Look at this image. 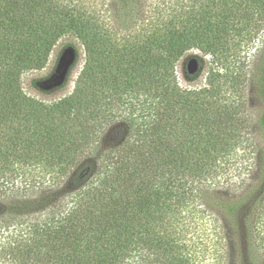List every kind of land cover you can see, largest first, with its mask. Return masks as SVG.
I'll use <instances>...</instances> for the list:
<instances>
[{"label":"trees","instance_id":"obj_1","mask_svg":"<svg viewBox=\"0 0 264 264\" xmlns=\"http://www.w3.org/2000/svg\"><path fill=\"white\" fill-rule=\"evenodd\" d=\"M100 1L0 0V264H185L181 230L159 223L199 198L223 216L212 246L264 264V46L246 70L264 0ZM65 36L85 62L73 91L46 103L23 76ZM191 50L203 58L187 78L204 56L215 63L202 89L178 80ZM240 148L256 154L252 181L239 195L211 191Z\"/></svg>","mask_w":264,"mask_h":264},{"label":"rangeland","instance_id":"obj_2","mask_svg":"<svg viewBox=\"0 0 264 264\" xmlns=\"http://www.w3.org/2000/svg\"><path fill=\"white\" fill-rule=\"evenodd\" d=\"M100 2L102 3V0ZM105 6L110 10L111 1L105 0ZM263 46L264 40H261L248 50L249 59L246 65V70L249 72L248 77L256 70L259 49ZM194 57L203 58V54L199 50L187 52L178 63L177 76L183 87L202 89L206 86L208 74L210 69L215 67V63L210 56H204V65L201 67L200 75L195 79H189L185 74L186 66ZM84 62L85 51L82 43L74 36H65L56 44L44 69L27 72L23 76L24 90L28 95L46 103L59 100L73 91ZM37 79L38 83L35 86L33 82ZM249 83L245 94L247 101L245 108L248 113L257 114L261 109V103L256 99ZM123 124L122 121L111 124L105 141L107 147L112 146L116 140H120L118 129ZM254 157L256 154L240 148L230 157L231 161H237L236 163L232 166L228 165L226 169L224 164H221L211 191L228 196L239 195L254 177V173L248 169V164L254 161ZM219 206V203L214 199L207 204L199 198L190 203L180 219L171 217L168 220L160 219V222L162 221L159 223L161 230L169 226L170 230L175 227V231L178 229L182 231L176 238L184 247L185 264H235L229 246L221 247V244L212 246L214 240L220 236L219 232L225 226L223 216L218 210ZM260 227L264 231V218Z\"/></svg>","mask_w":264,"mask_h":264},{"label":"water","instance_id":"obj_3","mask_svg":"<svg viewBox=\"0 0 264 264\" xmlns=\"http://www.w3.org/2000/svg\"><path fill=\"white\" fill-rule=\"evenodd\" d=\"M187 67H188V71H189L190 73H192V74L196 73V72L199 70V68H200L198 59L195 58V57L192 58V59L189 61Z\"/></svg>","mask_w":264,"mask_h":264}]
</instances>
